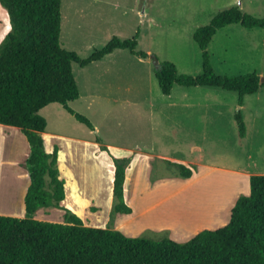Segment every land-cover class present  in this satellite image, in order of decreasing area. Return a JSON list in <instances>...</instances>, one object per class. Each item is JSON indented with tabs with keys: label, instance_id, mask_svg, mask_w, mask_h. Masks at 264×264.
<instances>
[{
	"label": "rangeland",
	"instance_id": "rangeland-1",
	"mask_svg": "<svg viewBox=\"0 0 264 264\" xmlns=\"http://www.w3.org/2000/svg\"><path fill=\"white\" fill-rule=\"evenodd\" d=\"M231 7H238L253 17L264 18V0H61L59 41L63 50L85 59L93 51L102 49L112 37L131 39L139 30L136 51L148 55L143 60L126 50H115L85 68L72 65L79 98L68 106L89 120L93 131L77 122L59 104L48 105L39 112L47 123L44 148L49 151L57 147L62 152L57 170L60 177L69 181L70 195L72 176L79 184L81 203L75 206L79 207L78 212L86 227L117 230L116 226L120 225L119 231L128 238L154 242L171 239L178 243L190 240L199 229L189 234L179 230L180 235L175 237L168 226H149L139 219L140 203L145 204L148 198L166 190L146 193L148 191H143L140 186L135 189L136 182H148L149 188L155 184L159 187L169 179H176V186L188 182L178 177L177 168L164 158L150 156V174L145 172L146 164L138 165L140 156L137 153L125 163V201L128 206H134L135 213L130 218L116 213V201L110 195L111 176H107L111 163L101 151V146L95 144L96 138L102 145L124 153L142 149L149 151L146 152L148 155H161L178 161L196 156L197 151L193 152L191 146L199 145L203 148L204 160L216 161L217 165L232 171L239 169L243 174L264 175V86L257 93L244 96L241 105L235 93L210 88L174 86L171 94L164 96L154 78L155 65L150 59L156 58L159 64L172 63L179 74L199 75L202 71L201 53L193 41V32L207 25L217 12ZM8 31L7 15L0 7V42ZM206 50L218 76L256 73L259 79L264 77V28L248 30L238 24L229 25L216 32ZM185 93L194 98L191 102L193 107L186 102L188 99L184 101L182 94ZM237 111L241 112L246 127L244 138L239 137L234 121ZM159 112L164 116L159 117ZM169 113L175 116L169 117ZM179 127L184 129L187 137H184L185 132H178ZM180 134L184 139H177ZM5 135L0 213L20 218L19 211L14 212L16 207L11 203L17 200L18 192L28 182L23 177L26 174V157L22 155L24 147L21 146L25 138L16 128L6 130ZM15 139L16 159L12 157ZM26 145L27 142L25 148ZM14 159L15 169L12 167ZM234 177L222 172H209L198 180L201 182L198 187H192L193 190L188 188L181 192L179 186L176 187L170 200L168 196L172 190H167V202L155 211H160L158 214L165 215L164 218H175L182 201L194 203L196 199L202 200L206 187L208 192H215L214 188L219 187L222 195L235 192V198L247 195L249 186L246 194H240L238 178ZM227 181L230 186L226 185ZM186 191L185 197H176ZM211 194L214 193H208V197ZM228 196L230 198L231 195ZM231 204L227 202L217 214L218 219L214 218L212 223L205 225L207 227L201 228L216 230L226 225ZM21 210L24 211L23 208ZM64 213L54 207L42 208L33 218L63 223Z\"/></svg>",
	"mask_w": 264,
	"mask_h": 264
},
{
	"label": "trees",
	"instance_id": "trees-1",
	"mask_svg": "<svg viewBox=\"0 0 264 264\" xmlns=\"http://www.w3.org/2000/svg\"><path fill=\"white\" fill-rule=\"evenodd\" d=\"M61 0H0L7 15L9 31L0 42V125L21 131L29 147L25 160L29 186L24 197V218L0 215V264H264V175L249 177V193L239 196L228 223L216 230H202L178 243L171 239L154 242L128 238L118 230L89 228L63 207L64 181L57 170L58 148H44L46 120L39 112L59 104L90 131L94 128L68 104L79 98L72 65L85 68L115 50H126L146 60L147 53L136 51L139 30L131 39L112 37L100 50L85 58L60 47ZM238 24L244 29L264 28V18H256L231 7L217 12L192 35L201 53L199 75L179 74L170 62H162L153 74L162 95L174 86L210 88L235 93L241 105L244 96L257 93L261 86L256 73L242 76L215 74L207 47L218 30ZM238 134L246 127L240 111L234 115ZM96 142L101 141L96 138ZM101 151L112 168L114 211L129 215L124 185L125 163L106 147ZM178 177L190 179L195 167L171 162ZM63 210L64 223L38 221L33 215L42 208Z\"/></svg>",
	"mask_w": 264,
	"mask_h": 264
},
{
	"label": "crops",
	"instance_id": "crops-1",
	"mask_svg": "<svg viewBox=\"0 0 264 264\" xmlns=\"http://www.w3.org/2000/svg\"><path fill=\"white\" fill-rule=\"evenodd\" d=\"M182 96H183L184 101L186 99H188L186 102L190 103V105L193 107L194 104H192L191 102L194 101V98L189 97V93L182 94ZM186 102H185V104H187ZM158 115H159V117L164 116L163 113H161V112H159ZM168 116L174 117L175 115L169 113ZM167 119H169V118H167ZM172 122L180 123V121H177V120H172ZM179 129L180 130L178 132H185L184 129H182L181 127H179ZM6 130H12V127L0 125V195H1L2 168L4 166L5 158H6V141H7V138L5 135ZM42 136H44V132H43ZM245 136H246V131H245ZM184 137H187V133H186V135H184ZM184 137L182 134H180L177 139L182 140V139H184ZM24 142H25L24 143V145H25L26 139ZM13 143L15 145H13V147H12V155H13L12 157L15 158L14 155L16 153V139L13 141ZM95 144L98 145L96 140H95ZM24 145L21 146V147H24L23 151H22V155L27 157L28 153H29V147H28V144L26 145L27 148H25ZM99 145L104 146L102 144H99ZM104 147H106L108 149V151L115 158H130L131 159V157L134 155V153H137L138 156H140V158L138 159V165H139V163L147 165V167H145L146 174H150L151 170H152L151 169V162L152 161L149 160L151 158L150 156H152V158H154V159L164 158L168 162H179V163H183L187 166L195 167V172H194L193 176L190 179H185L186 181H188L187 184H185V185L181 184V185L176 186L175 182H174L176 179H174V180L169 179V180L165 181V183L159 187H155V185H157V184H155L154 187H152V188H149V185L147 184L148 182L144 183V181H142V183L141 182L135 183L136 184L135 189L140 186V188L142 187L143 191H148L146 193H153V192H156V191L161 190V189L166 190L165 192H162V193L157 194L151 198H148V201L145 202V204H143L144 202L143 203L141 202L140 205L138 203V205L141 207V209L138 211L142 214V215L140 214L141 217H139V219L141 218V220L143 221V224L149 225V226H168L170 228V230L173 231V234L175 235V237H178L180 235L179 232H181V231H183V233L186 231V233H184V234H189L192 231H194L195 229L199 228L198 230H196V232H194L195 234H193V235H196L197 233H199L203 229L204 230L210 229V228L205 229V228H201V227H207L205 225L212 223L213 222L212 220L214 218L218 219L217 217L219 215L217 216V214L221 211V209L226 207L227 202L229 203V201H230V203H232L231 205L233 206L235 200L238 197L235 198L236 197L234 194L235 192H232V194H230L231 191H229V193L228 192L224 193V195H222L223 192H222V194H219V191H220L219 187L214 188L216 190L215 192H208L206 190L207 189V187H206L204 189L206 192H204L202 194L204 196V198L202 200L196 199V201L194 203H192V201L191 202H183L182 201V204L180 205V210L177 212V214H175V218H173V217L172 218H164L165 215H160V214H158L160 211H155V210H157L158 208L163 206L165 202H167V199H166V197L168 196L167 190L168 191L172 190V192H171L172 194H170L168 196L169 197L168 200H170L171 197L173 195H175L176 187L179 186V191H181V192H183L185 189H188V188H189V190H193L192 187H194V186L198 187L199 183L201 182L198 180L200 178H202L203 176H205V174H207L209 172H211V173L222 172L223 174L231 176L234 179H235L234 176H237V178H238L237 184H239V187L241 188L240 189L238 187L239 188L238 192L239 193L241 192L240 194H243V193L246 194L248 192L247 189H248L249 177L253 176L251 174H243L241 171H239V169H237V171H232V170L228 169V167H226V166L217 165V163H215L216 161L209 162V160H204L203 148H202V146H199V145L198 146H196V145L191 146V149H193V152L197 151V155L196 156L192 155L193 157L189 160H186V161L167 159L165 157H162L161 155H158L155 157V155H148L146 152H149V151H144L142 149L137 150V152L132 150V151H129L127 153H124L121 150L114 148V147H111V146H108V145L104 146ZM46 151H48V149ZM61 155H62V152L58 150L57 163H58ZM15 159L12 162V167L14 166L13 167L14 169L16 167L15 166ZM112 173H113V168L111 165L109 170H108V174H107V176H109V175L111 176V182H112ZM23 177L26 178V180L28 179L27 178L28 177L27 171H26V174H23ZM59 177H60V175H59ZM60 178L64 181V187H65V199L63 201V207L65 209H68V208L72 209L71 211L69 209L68 210L72 214L77 216L81 221H83L81 214H79L80 212H78L79 207L75 206V205L79 206L81 203V196H80L81 190L79 188V184L77 183L74 176H72L71 185H70V187H71V195H70L69 190H68V187H69L68 182L69 181L66 182V180H64L62 177H60ZM146 178H148V176L147 177L145 176V179ZM111 185H112V183H111ZM226 185L230 186V182L227 181ZM28 186H29V181L26 182L22 186L21 190L18 192L17 200H15V201H13V203H11L13 206L16 207V209H14V212L19 211L20 218L25 217V210L22 211L21 209L22 208L24 209V197H25ZM110 192H111L110 193L111 198H113L112 197V186L110 188ZM186 193H187V191L184 194H179V196L177 195L176 197H185L183 195H186ZM208 193H214V194H211L208 197ZM228 195H231L232 197L230 196V198H229ZM69 198H70V201L68 200ZM231 198H233V200H231ZM206 199H208V200H206ZM131 208H132V213L129 215H124V217L130 218V217L134 216V213H135L134 206ZM74 209H77V210H74ZM92 211H94V210L92 209ZM174 211H176V208L174 209ZM0 215L2 216L3 214L0 213ZM33 217H35V215H33ZM84 226H86V225H84ZM116 229L119 231L121 229L120 225L116 226ZM200 229H202V230H200ZM179 230H181V231H179ZM125 231H127V229Z\"/></svg>",
	"mask_w": 264,
	"mask_h": 264
},
{
	"label": "water",
	"instance_id": "water-1",
	"mask_svg": "<svg viewBox=\"0 0 264 264\" xmlns=\"http://www.w3.org/2000/svg\"><path fill=\"white\" fill-rule=\"evenodd\" d=\"M150 59H152V60H153V63H154V65H155V68H158V66H159V63H158L157 59H156V58H154V57H151ZM259 82H260V84H264V77H263V78H261Z\"/></svg>",
	"mask_w": 264,
	"mask_h": 264
}]
</instances>
